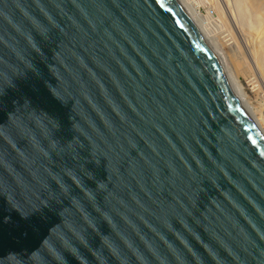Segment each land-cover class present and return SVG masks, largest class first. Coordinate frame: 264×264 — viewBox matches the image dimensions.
<instances>
[{"label": "water", "instance_id": "water-1", "mask_svg": "<svg viewBox=\"0 0 264 264\" xmlns=\"http://www.w3.org/2000/svg\"><path fill=\"white\" fill-rule=\"evenodd\" d=\"M0 264H264V129L190 0H0Z\"/></svg>", "mask_w": 264, "mask_h": 264}, {"label": "bare ground", "instance_id": "bare-ground-1", "mask_svg": "<svg viewBox=\"0 0 264 264\" xmlns=\"http://www.w3.org/2000/svg\"><path fill=\"white\" fill-rule=\"evenodd\" d=\"M208 2L216 8L214 9L217 11L216 15L218 13L217 20L213 19L214 17L202 18L206 19L209 28L211 24L212 29L216 25H224L230 35L234 34L231 38L232 40L235 36L231 52L245 65L248 79L256 89L257 96H261L262 99L257 111L262 110L264 114V0H208ZM235 77L243 88L236 74ZM244 91L246 92L245 89ZM259 118L264 129V116Z\"/></svg>", "mask_w": 264, "mask_h": 264}, {"label": "rangeland", "instance_id": "rangeland-1", "mask_svg": "<svg viewBox=\"0 0 264 264\" xmlns=\"http://www.w3.org/2000/svg\"><path fill=\"white\" fill-rule=\"evenodd\" d=\"M190 2L194 5L196 10L199 12V14L200 15L202 14L201 16H203L205 18L206 17H209V18L214 17L213 19L217 20L218 13L216 15V12H217L215 10L216 8L212 7V4L211 3L209 4L208 0L207 1L206 0H190ZM206 14L207 15L212 14V16L211 15L207 16ZM205 18H203L204 21L206 20ZM211 21H213V20H211ZM209 23H212V22H209ZM217 26H220V25H216L215 28L212 29V24H211L210 30L212 31L213 35L217 39L223 53H225L224 55L228 61V64H229L231 70L233 71L234 75L236 74L237 78H239L241 84L243 85V88L247 92L246 94L250 97V99L253 101L255 106H257L256 108L259 109L260 108L259 106L262 102L261 96H257V93L255 92L256 89H254V86H252V83L248 79V75H247L246 70H245V65L242 62L238 61L237 60L238 58L235 57V54L233 55V52H231V48L233 46L232 44L235 42V36L231 40V38L233 37L234 34L232 35V33H231V35H230V33L227 31L226 26H224V25L220 26V27H217ZM223 27H225V28H223ZM258 114H259V117L264 116L262 110H258Z\"/></svg>", "mask_w": 264, "mask_h": 264}]
</instances>
